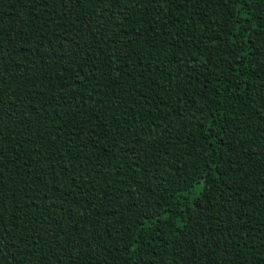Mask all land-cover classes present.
<instances>
[{"label": "trees", "instance_id": "16d2710c", "mask_svg": "<svg viewBox=\"0 0 264 264\" xmlns=\"http://www.w3.org/2000/svg\"><path fill=\"white\" fill-rule=\"evenodd\" d=\"M0 264H264V0H0Z\"/></svg>", "mask_w": 264, "mask_h": 264}]
</instances>
